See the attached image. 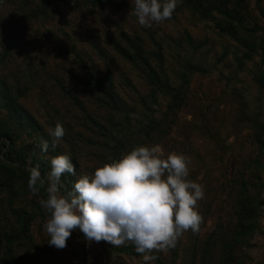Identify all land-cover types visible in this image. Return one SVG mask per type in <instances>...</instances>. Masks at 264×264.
Listing matches in <instances>:
<instances>
[{"label": "rangeland", "instance_id": "1", "mask_svg": "<svg viewBox=\"0 0 264 264\" xmlns=\"http://www.w3.org/2000/svg\"><path fill=\"white\" fill-rule=\"evenodd\" d=\"M226 5L240 19L179 0L171 19L145 28L134 0H0V79L23 85L15 101L35 123L10 129L19 164L0 190V264H145L131 242H88L78 229L65 248L50 246L38 203L47 185L27 187L28 169L46 179L55 155L76 167L61 178L64 194L139 145L183 154L188 179L204 188L199 231L150 253V264H264V0ZM57 122L65 135L53 149ZM21 211L29 220L14 236Z\"/></svg>", "mask_w": 264, "mask_h": 264}, {"label": "clouds", "instance_id": "2", "mask_svg": "<svg viewBox=\"0 0 264 264\" xmlns=\"http://www.w3.org/2000/svg\"><path fill=\"white\" fill-rule=\"evenodd\" d=\"M179 0H134V15L139 25L148 28L172 18ZM51 148L55 149L65 130L57 122L49 131ZM42 153L49 142L42 140ZM51 171L45 179L39 167L28 169L27 187L35 195L46 186V198L38 203L46 211L43 224L48 244L58 250L80 230L88 242H107L120 247L135 245L145 264L157 259L153 251L166 252L175 246L188 230L199 231L202 216L198 201L204 188L188 179L190 160L183 154L165 155L159 145L133 147L119 159L96 166L81 174L72 188L61 192V178L76 176V167L69 155L51 157Z\"/></svg>", "mask_w": 264, "mask_h": 264}, {"label": "trees", "instance_id": "3", "mask_svg": "<svg viewBox=\"0 0 264 264\" xmlns=\"http://www.w3.org/2000/svg\"><path fill=\"white\" fill-rule=\"evenodd\" d=\"M181 1L183 5H187V7H190L197 12L208 13L210 10L212 11L214 9L222 13L224 16L228 17L230 20L238 19V18L240 19L241 17V13L237 12L233 6L226 5L228 2H230V0H218V1L211 0V2L209 0H181ZM229 27H231V22L225 23L222 26V29L227 30ZM138 47H135L134 49H138ZM261 51H262L261 55H263V63H264V50ZM5 54H6L5 52L0 54V65L3 64L6 60ZM191 67H195V66H191ZM257 79L259 83L264 84L263 76L257 77ZM17 81L18 80H13L9 82L6 79L5 80L0 79V112H3V114H0V138L2 139L0 140V190L10 186V184L15 180L16 175L14 174L13 169L18 167L19 164L18 161L16 160L17 158L15 157L16 148H13L12 145V138L10 134L11 127L13 126L14 129H23L26 126L31 127L35 125L32 119L29 116H27L25 112H23V110L19 107V105L15 101L16 95L17 94L20 95V93L23 91V85L20 83L19 85H16ZM105 89L107 96H110V91H109L110 86L107 85ZM112 102L114 101L112 100ZM123 121L124 122L121 121L119 125H123V124L128 125L126 118H124ZM258 129L264 132L263 127H259ZM255 137L257 141L259 142L261 141L260 135L255 134ZM18 157L20 156L18 155ZM69 181L70 180L68 179V182ZM249 210H250L249 214H251L252 212L251 207ZM20 215L21 218L19 216H17L16 218V222L19 225V229L16 230V232H13L14 236L15 235L18 236L19 234H23L25 232L26 224H27L26 222L29 220L28 217L25 215V212L21 211ZM239 225H241V223H239ZM4 251L7 252L8 249H4Z\"/></svg>", "mask_w": 264, "mask_h": 264}]
</instances>
